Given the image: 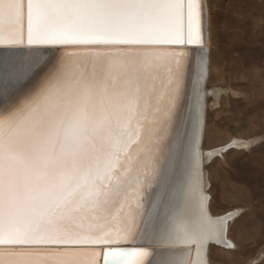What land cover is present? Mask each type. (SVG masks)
Listing matches in <instances>:
<instances>
[{
    "label": "snow or ice",
    "instance_id": "6c2138e0",
    "mask_svg": "<svg viewBox=\"0 0 264 264\" xmlns=\"http://www.w3.org/2000/svg\"><path fill=\"white\" fill-rule=\"evenodd\" d=\"M62 51L0 109V264H99L134 237L201 0H0V46ZM145 264L150 253H107Z\"/></svg>",
    "mask_w": 264,
    "mask_h": 264
},
{
    "label": "bare ground",
    "instance_id": "6f19581e",
    "mask_svg": "<svg viewBox=\"0 0 264 264\" xmlns=\"http://www.w3.org/2000/svg\"><path fill=\"white\" fill-rule=\"evenodd\" d=\"M201 4L202 44L157 46L182 49L185 55L181 58L179 93L159 136L151 179L142 189L137 209L135 235L128 241L138 247L136 250L150 253L145 264H210L211 244L234 245L228 228L239 212L220 216L211 213L204 165L230 148H249L253 139H233L211 150L202 147L207 97L211 92L206 88L211 41L208 0H201ZM63 59L62 51L57 48H30L26 43L0 46V109L37 90ZM111 248L112 245L97 246L99 264L109 257L107 253H123ZM135 259L115 255L111 264H135Z\"/></svg>",
    "mask_w": 264,
    "mask_h": 264
},
{
    "label": "rangeland",
    "instance_id": "374dc122",
    "mask_svg": "<svg viewBox=\"0 0 264 264\" xmlns=\"http://www.w3.org/2000/svg\"><path fill=\"white\" fill-rule=\"evenodd\" d=\"M208 9L211 92L202 147L253 139L249 148H230L204 165L211 213L239 212L228 228L234 245L211 244L208 259L264 264V0H208Z\"/></svg>",
    "mask_w": 264,
    "mask_h": 264
},
{
    "label": "water",
    "instance_id": "95a60500",
    "mask_svg": "<svg viewBox=\"0 0 264 264\" xmlns=\"http://www.w3.org/2000/svg\"><path fill=\"white\" fill-rule=\"evenodd\" d=\"M6 49H8V48H6ZM133 245H135V244L127 242V243H122V244H116L114 246L112 245L111 249H118L123 253H130V252L138 249V247L133 246ZM103 246H109V245H103ZM112 259H113V256H111V257L109 256L107 259L105 258V260L103 261L102 264H111Z\"/></svg>",
    "mask_w": 264,
    "mask_h": 264
}]
</instances>
